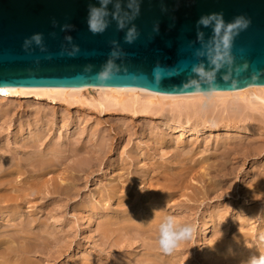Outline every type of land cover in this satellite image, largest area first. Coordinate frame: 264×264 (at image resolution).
<instances>
[{"label": "bare ground", "instance_id": "1", "mask_svg": "<svg viewBox=\"0 0 264 264\" xmlns=\"http://www.w3.org/2000/svg\"><path fill=\"white\" fill-rule=\"evenodd\" d=\"M92 91H97L102 97L94 105L96 110L94 117L99 119V126L94 129L92 139L88 141L89 144L79 143L73 146L71 144L69 146L63 144L46 146L45 144L43 146L42 140L46 133L53 132L54 128H57L55 121L50 128L49 123L47 124L49 121L43 119V113L35 118L28 115L30 119L23 121L26 125L19 124L16 128L9 125V136L0 141V202L4 204L0 207H6V221L9 225L4 228L6 232L0 233V264H36L33 256L41 254L37 244L47 243L46 239L33 231L34 227L41 229L45 223V220L37 217L39 210H33L29 222L26 223L27 226L16 224L14 219L22 212L25 205L36 206L37 199L46 196L56 199L43 206V211H50L53 204H58L62 199L77 197L78 200L73 204L75 203L77 209H82L88 200L85 197H80L83 174L88 172L93 174L96 169L102 170V167L106 166L109 167L104 177L109 175L114 178L109 179V183L104 182L109 186L104 188L105 192L103 190L96 191L98 195H94V198L100 200L99 207L96 208L95 204L87 211L91 216L100 217L99 232L104 234L106 239L112 237L113 248L125 249L127 247L128 243L123 244V231L138 230V234L144 236L146 239V243L143 245L145 254L136 258H132L134 257L132 254L119 255L120 260L126 259L125 264L169 263V259L164 255H161V260L156 261L155 256L159 255L158 248L154 244H150L148 240V238H152V235L154 237L155 232H158L160 222L163 217L167 216L166 207L170 205L169 202L187 188V177L190 173H196L202 182L206 181V177L211 172L231 174L235 164L231 157L244 147L243 140L246 139L249 140L247 144L250 149L249 153L253 150L257 154H261L257 158L263 159L252 178L250 184L252 189L246 195L253 201H264V84L249 85L235 90L188 93H164L127 86H0V103L24 100L30 104L34 101L53 109L62 105L70 113V109L74 108L75 104L83 102L84 92ZM218 104L222 108L221 116L215 120L211 119L209 111L212 109L214 111ZM240 106L243 107L242 111L237 109ZM0 111L1 119L6 116L8 110L0 109ZM79 111L86 114L82 108ZM235 111L236 115H234ZM117 112H122V115L125 112L132 115L130 119L132 125L137 118L153 117V120L155 117H159V119H163L161 122L155 120L159 130L167 127L172 130L169 126L170 120L184 123L182 118H185V124L181 125L180 130H182V134L187 133L191 135V138H195L197 144L206 139L203 138L207 137L206 135L219 134V136H223L218 140L217 148L209 156L194 157L196 150L190 148L185 150L183 155L176 151L174 161L170 165H161L163 170H160L158 177L146 190L148 193L145 197L150 196L151 198L152 212L149 223H145L129 206L133 198L140 197V192H136L126 183L122 188L120 182L123 180L118 179L122 176L121 172L127 168V165L134 166L136 158L148 157L147 148L149 145L141 143L130 153L123 154L120 161L117 162V159H114L107 163V155L109 153L115 155L117 149L105 131L103 134H98L99 127L106 124L103 118L114 116ZM165 112H170L172 115L168 117L169 115L166 114L168 116H165ZM243 117L246 119L243 120ZM3 124L5 125V122ZM101 124L102 126H100ZM4 125L0 126V135L4 132ZM64 127L69 134L77 132L79 129L78 124L75 123ZM83 132L85 133L86 130L84 129ZM251 137L253 139H250ZM236 139L241 140L240 145H237ZM153 140L162 146L169 143L167 135L155 137ZM178 144L183 145V149L193 145L192 141L189 143L184 139L179 140ZM83 150L92 152L79 156L72 164L63 167L64 161L70 155H78ZM246 155L244 154L243 157ZM151 158L153 159V156ZM154 167L156 166L154 165ZM116 179L118 180L114 183ZM207 186L208 188L219 187L221 184L219 180L210 178ZM212 190L209 189V192ZM144 193L141 191L142 197ZM106 202L109 205L102 209L101 205ZM112 202H115L118 207L113 213L109 211ZM253 211L247 213L246 216L244 211H239L236 217L241 221V226L245 224V221L253 219V216L250 217ZM210 217L215 226L216 214L213 213ZM209 227L211 226L208 223L205 228L209 229ZM151 231H153L152 235L149 234ZM262 231L264 232V229ZM240 241H243V238ZM232 245L234 244L231 242L220 240L214 242L212 247L216 249L228 248L229 259L238 258L244 261L243 264H247L251 256L249 258L242 255L237 257L238 255H235L234 252H228L232 247L227 246ZM81 264L104 263L87 258Z\"/></svg>", "mask_w": 264, "mask_h": 264}, {"label": "water", "instance_id": "2", "mask_svg": "<svg viewBox=\"0 0 264 264\" xmlns=\"http://www.w3.org/2000/svg\"><path fill=\"white\" fill-rule=\"evenodd\" d=\"M90 6L101 0H0V86L188 93L264 84V0H110L96 34ZM212 14L223 24L219 33L215 22L200 23ZM239 17L247 26L229 33ZM64 24L72 27L62 30ZM34 34L41 43L25 47Z\"/></svg>", "mask_w": 264, "mask_h": 264}, {"label": "rangeland", "instance_id": "3", "mask_svg": "<svg viewBox=\"0 0 264 264\" xmlns=\"http://www.w3.org/2000/svg\"><path fill=\"white\" fill-rule=\"evenodd\" d=\"M101 97L102 95L97 91L84 92L82 96L83 102L75 104V107L70 109V113L62 105L53 109L49 108V106L37 104L34 101L30 104L24 100L14 103L10 101L1 102L0 109H7L8 111L6 116L0 119V126H3L5 122L4 132L0 135V141L7 139L9 136V125L14 128L18 127L19 124L26 125L23 121L30 119L28 115L35 118L43 113V119L49 121L47 124L49 123L50 128L54 121L57 124V128H54L53 132L46 133L45 138L42 140L43 146L45 144L46 146L52 144H63L65 146L71 144L73 146L79 143L87 145L89 144L88 141L92 139L94 129L99 126V119L94 117L96 113L94 105ZM246 102L248 101L246 100ZM217 103L219 102L217 101ZM81 108L86 114L79 111ZM237 109L242 111L243 107L240 106ZM221 113L220 104L214 111L213 109L209 111L211 119L214 120L220 118ZM236 114L237 112L235 111L234 115ZM171 115L172 113L165 112V116L170 117ZM131 118L132 115L126 112L123 115L122 112H117L114 116H105L103 120L106 124L103 127H99L98 134H103L105 131L110 139L113 140L117 149L115 155H111V153L107 155V163L114 159H117V162L118 160L120 161V157L123 154L130 153L141 143L149 145L147 155L150 158L143 156L136 158L134 166L127 165V168L121 172L122 176L118 178L123 180V182H120L122 188L126 183L127 186L130 185L136 192H140V197L133 198L129 206L145 223H149L152 212L150 206L151 198L150 196L145 197L148 193L146 190L158 177L160 170H163L161 165H170L174 161L176 151L183 155L184 151L190 148L196 150L194 157L209 156L217 148L218 140L223 136H219V134L206 135L207 137H203L206 139L197 144L195 138H191V135L187 133L182 134V130H180L181 125L185 124V118H182L184 123L170 120L169 126L172 130H169L168 127L159 130L155 122V120L163 121L159 117H155L153 120V117L148 119L137 118L133 125L130 121ZM245 119L243 117V120ZM74 123L78 124V131H74L71 134L67 133L64 126ZM84 129L86 130L85 133L83 132ZM165 135H167L169 140L167 145L162 146L153 140L155 137H165ZM181 139L189 143L192 141L193 145L183 149V145L178 144ZM250 139L253 138L251 137ZM235 141H237V145H240V139ZM248 142V139L243 140L244 147L232 155L231 158L235 164L231 174L211 172L206 177L205 182H202L194 172L188 175L187 188L180 192L179 196L176 195L171 199L170 205L166 207V212L167 215L174 216L178 224H191L194 228L192 238L182 242L174 254L166 255L159 250L157 242L158 232H155L154 237L152 235L153 231L149 232L152 235L151 239L148 238L149 243L157 246L159 252V255L155 256L156 261L161 260V255H164L169 259V263L166 264H243L244 261L238 258H228V248L216 249L212 247L214 242H219L220 240L234 244L227 246L232 247L228 252H234L235 255H238L237 257L242 255L245 258H249L252 255H259L258 250L254 246L248 247L247 244L252 245L258 234H264L262 231L264 229V201H253L246 194H249L252 189L250 187L252 178L256 168L262 164L263 159L257 158L261 154H257L253 150L249 153ZM91 152V150H83L78 155H70L64 161L63 167L72 164L79 156ZM244 154L247 155L243 157ZM152 156L153 159L151 158ZM157 166H160V168H157ZM108 167H102V170L96 169L93 174L90 172L83 174L80 197H85L88 200L82 209H77L75 203L73 204V202L78 200L77 197H71L62 199L58 204H53L50 211H43V206L56 200L44 196L37 199L36 206L25 205L22 212L15 217L14 220L18 226H27L26 223L29 222L33 210L37 209L39 210L37 217L43 221L45 220L41 229L39 227L33 228L34 232L47 241L46 244H37L41 254L33 256L36 264H81L87 258L95 259L97 262L103 261L104 264H125L126 259L120 260L118 258L119 255L132 254L134 256L132 258H136L145 254L143 245L146 243V239L143 235L138 234V230L123 231V244L125 242L128 243L127 247L125 249L113 248L112 237L106 239L105 235L99 232L100 217L91 216L87 211L92 205L96 204L95 207H99L100 200L94 198V195H98L96 191L103 190L105 192L106 189L104 188L109 187L105 183H109V179L114 178V176L111 177L109 175L104 177ZM210 178L219 180L221 186L208 188L207 184ZM118 179L114 180V183ZM209 189L213 190L209 192ZM141 191L145 192L143 197L141 196ZM205 192L209 194L207 195ZM1 205L4 204L0 202ZM108 205L109 203L106 202L101 207L104 209ZM0 208V233L2 234L6 232L4 228L9 225L6 221V207L2 206ZM117 209L115 202H112L109 211L113 213ZM252 210L254 211L253 213L251 212L250 217L253 216V219L245 221V224L241 226V221L236 217L239 211H244L246 216ZM213 213L216 214L215 226L212 224L210 217ZM208 223L211 227L206 229L205 227ZM241 238H243V241H240Z\"/></svg>", "mask_w": 264, "mask_h": 264}, {"label": "clouds", "instance_id": "4", "mask_svg": "<svg viewBox=\"0 0 264 264\" xmlns=\"http://www.w3.org/2000/svg\"><path fill=\"white\" fill-rule=\"evenodd\" d=\"M110 0H101V6L99 8L90 6L89 8V30L92 31L94 34L103 31L105 24L103 22L104 17L107 15V5L109 4ZM210 22L216 23V32L219 33L223 24L221 22L220 16L218 14H212L209 17L202 18L200 23L204 25H208ZM54 23H56L54 21ZM248 21L245 20L243 17H239L236 21L232 24L228 25L227 31L229 33L232 32L234 28L239 27H246ZM123 27V21L120 24ZM72 26L69 24H64L62 26V30H68ZM135 36V29L130 30L126 35V41L132 42ZM67 40L71 41V37H66ZM229 37L227 35L224 36V43L227 45ZM32 41H35L37 44H40L42 41L41 34H34L30 38H26L25 40V47L31 44ZM115 55V53H114ZM217 59H221L217 57ZM111 67V66H110ZM201 76L208 75V78L211 79L210 74H205L204 72H200ZM107 76V73H105ZM143 190V189H142ZM194 232V228L191 224H178L174 216L167 215L163 217L162 221L159 224L158 228V247L159 250L166 255L174 254L180 247L182 242L188 241L192 238ZM248 247H255L259 255H253L247 261V264H264V234H258L255 238V241L252 245L247 244Z\"/></svg>", "mask_w": 264, "mask_h": 264}]
</instances>
